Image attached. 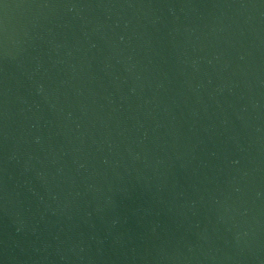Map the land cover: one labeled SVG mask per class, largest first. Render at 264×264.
Here are the masks:
<instances>
[{
    "label": "water",
    "instance_id": "obj_1",
    "mask_svg": "<svg viewBox=\"0 0 264 264\" xmlns=\"http://www.w3.org/2000/svg\"><path fill=\"white\" fill-rule=\"evenodd\" d=\"M0 264H264V0H0Z\"/></svg>",
    "mask_w": 264,
    "mask_h": 264
}]
</instances>
